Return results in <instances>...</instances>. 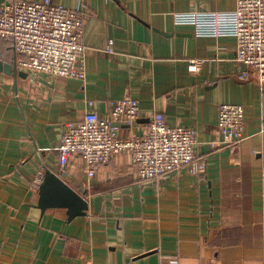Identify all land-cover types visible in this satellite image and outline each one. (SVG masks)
Masks as SVG:
<instances>
[{
  "label": "crops",
  "instance_id": "obj_1",
  "mask_svg": "<svg viewBox=\"0 0 264 264\" xmlns=\"http://www.w3.org/2000/svg\"><path fill=\"white\" fill-rule=\"evenodd\" d=\"M51 1L82 10L86 77L29 74L0 37V264H264V83L238 77L246 67L233 38L199 36L174 21L176 13L231 11L236 0ZM195 58L204 61L190 71ZM14 63L26 77L6 71ZM124 96L140 108L121 136L142 133L161 112L168 125L195 131L203 171L141 180L128 152L93 177L78 154L62 168L65 123L87 110L103 115ZM222 102L244 108L237 144L222 141ZM45 169L83 195L86 215L68 222L64 208L41 213L35 180Z\"/></svg>",
  "mask_w": 264,
  "mask_h": 264
},
{
  "label": "built area",
  "instance_id": "obj_2",
  "mask_svg": "<svg viewBox=\"0 0 264 264\" xmlns=\"http://www.w3.org/2000/svg\"><path fill=\"white\" fill-rule=\"evenodd\" d=\"M174 21L193 26L199 36L233 38L235 59L246 67L238 77H253L264 83V0H236L231 11L176 13ZM0 37L12 43L18 54L17 67L29 74L82 81L86 77L82 10L51 0H0ZM106 48L111 52V43ZM203 61L190 59L188 69L198 71ZM109 105L103 115L87 110L81 121L65 123L57 146L62 168L78 154L85 162L84 173L93 177L97 167L107 163L112 155L128 152L134 173L141 180L158 179L182 167H188L193 174L203 171L191 127L168 125L163 113L155 112L142 133L123 137L121 128L132 126L138 118L139 101L124 96L111 99ZM243 125L241 104H218L217 127L223 142L239 143ZM41 179L40 174L35 184Z\"/></svg>",
  "mask_w": 264,
  "mask_h": 264
},
{
  "label": "water",
  "instance_id": "obj_3",
  "mask_svg": "<svg viewBox=\"0 0 264 264\" xmlns=\"http://www.w3.org/2000/svg\"><path fill=\"white\" fill-rule=\"evenodd\" d=\"M9 73L12 68L13 75L26 77V73L17 71L16 65L5 66ZM38 198L36 207L43 213L48 208H64L66 210L67 221L75 217L86 215L88 202L83 195L71 187L61 176L50 169H45L41 182L37 190Z\"/></svg>",
  "mask_w": 264,
  "mask_h": 264
},
{
  "label": "trees",
  "instance_id": "obj_4",
  "mask_svg": "<svg viewBox=\"0 0 264 264\" xmlns=\"http://www.w3.org/2000/svg\"><path fill=\"white\" fill-rule=\"evenodd\" d=\"M136 135V134H135Z\"/></svg>",
  "mask_w": 264,
  "mask_h": 264
}]
</instances>
